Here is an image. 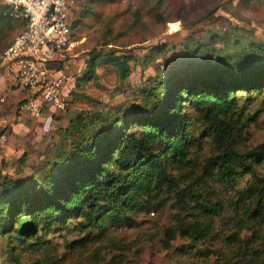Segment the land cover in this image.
<instances>
[{"label": "trees", "instance_id": "obj_1", "mask_svg": "<svg viewBox=\"0 0 264 264\" xmlns=\"http://www.w3.org/2000/svg\"><path fill=\"white\" fill-rule=\"evenodd\" d=\"M9 11L0 1V48L4 38L15 32L14 22L24 24ZM155 18L160 19L157 13ZM72 20L69 15L71 31ZM10 29L8 34L4 31ZM220 40L211 33L185 42L180 66L169 69L173 61L166 59L164 71L147 76L146 86L138 89L140 101L135 105L73 111L68 125L57 129L52 156L27 176L13 178L0 172V241L4 243L0 253L14 259L21 251H43L50 247L54 232L70 225L76 229L81 224L80 231L89 226L101 231L106 223L132 224L133 212L148 210L164 191L177 193L172 172L191 166V148L202 138L214 147L204 169L221 186L229 188L239 176L253 174L264 159V141L248 149H240L238 142L247 124L259 116L257 105L251 110L248 106L256 98L264 101V41L248 38L242 44L236 38L232 49L221 51L215 47ZM145 48L142 63L152 62L154 56L164 62V43ZM128 61L127 55L111 49L90 52L82 75L65 85L61 94L66 98L76 83L96 78L99 65L110 66L122 81L131 72ZM263 194L264 181L253 188L255 202ZM241 211L247 223H264V204L247 205ZM207 232V225L194 220L167 228L165 235L193 239ZM87 236L73 245L79 246ZM244 264H264V259H248Z\"/></svg>", "mask_w": 264, "mask_h": 264}, {"label": "rangeland", "instance_id": "obj_2", "mask_svg": "<svg viewBox=\"0 0 264 264\" xmlns=\"http://www.w3.org/2000/svg\"><path fill=\"white\" fill-rule=\"evenodd\" d=\"M69 2L73 26L72 43L65 54L68 71L85 62L90 52L111 49L117 55L129 57L131 72L126 79L118 81L110 66L99 65L95 68L96 78L76 83L65 98L64 110L51 112L53 125L43 128L42 122L38 123L35 135H26L28 142L16 141L10 149L3 151L0 172L13 178L27 176L52 156V144L59 139L57 129L68 125L73 111L102 110L119 103L129 107L139 103L138 89L146 86L147 76L164 71L166 59L173 61L169 69L180 66L178 57L185 42L217 33L221 40L215 47L229 51L236 38L242 44L248 38L264 41V0ZM81 12L86 14L80 17ZM156 13L159 20L155 18ZM13 26L15 33L22 28L18 21ZM4 31L8 34L12 30ZM12 36L4 38L0 51ZM156 43H164L167 48L163 54L164 62L154 56L152 62L142 63L147 53L145 47ZM255 100L248 110L257 105L259 116L255 122L247 124L238 142L240 149L264 141V101ZM8 128L6 123L3 131L7 133ZM213 150L207 138L200 139L198 145L191 148V166L188 163L182 171L172 172L177 193L164 191L159 200L151 202L148 210L133 212L132 224L106 223L101 231L91 226L80 231L81 224H77L76 229L70 225L68 229L53 233L47 249L21 251L14 259L0 253V264H244L248 259H264V223H247L241 211L247 205L264 204V194L257 202L256 195H252L254 186L264 181V159L255 165L253 174L239 176L225 188L204 169ZM240 190L243 195L238 197ZM194 220L207 225L205 236L192 239L175 234L172 239H167V228ZM86 235L88 239L79 246L73 245ZM3 244L0 241V247Z\"/></svg>", "mask_w": 264, "mask_h": 264}, {"label": "built area", "instance_id": "obj_3", "mask_svg": "<svg viewBox=\"0 0 264 264\" xmlns=\"http://www.w3.org/2000/svg\"><path fill=\"white\" fill-rule=\"evenodd\" d=\"M9 16L24 21L8 45L0 51V68L30 94L18 110L34 119L42 107L55 112L65 108L61 90L82 75L86 63L68 71L65 54L69 51L72 31L68 24L69 0H1ZM50 65H53L51 68ZM70 68V67H69ZM5 121L0 122V145L5 142Z\"/></svg>", "mask_w": 264, "mask_h": 264}, {"label": "crops", "instance_id": "obj_4", "mask_svg": "<svg viewBox=\"0 0 264 264\" xmlns=\"http://www.w3.org/2000/svg\"><path fill=\"white\" fill-rule=\"evenodd\" d=\"M14 34L15 32L13 31L12 35ZM50 67L52 68L53 65H50ZM29 94L30 93L26 89L16 85L12 77L6 73L3 68H0V122L2 120L7 121L6 123L10 126L7 133L5 132V143L0 145V160L3 151L10 149L16 141H21V143L24 144V142L26 143L28 140L26 135H35L34 133L37 130L38 123L42 122L43 128H46L50 124H54L50 116L53 110L50 107H45L46 110H42L41 117L37 119L18 110L21 101L27 99ZM17 113H20L19 116Z\"/></svg>", "mask_w": 264, "mask_h": 264}]
</instances>
